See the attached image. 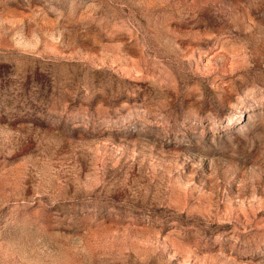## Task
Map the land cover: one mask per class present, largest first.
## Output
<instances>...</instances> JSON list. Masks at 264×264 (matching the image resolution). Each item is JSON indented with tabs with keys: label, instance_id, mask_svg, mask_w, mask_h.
<instances>
[{
	"label": "rangeland",
	"instance_id": "1",
	"mask_svg": "<svg viewBox=\"0 0 264 264\" xmlns=\"http://www.w3.org/2000/svg\"><path fill=\"white\" fill-rule=\"evenodd\" d=\"M0 264H264V0H0Z\"/></svg>",
	"mask_w": 264,
	"mask_h": 264
}]
</instances>
